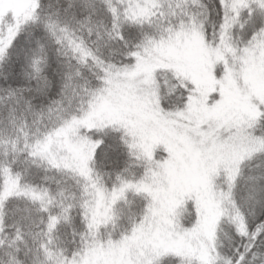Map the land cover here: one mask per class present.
I'll return each mask as SVG.
<instances>
[{"label":"snow or ice","instance_id":"6c2138e0","mask_svg":"<svg viewBox=\"0 0 264 264\" xmlns=\"http://www.w3.org/2000/svg\"><path fill=\"white\" fill-rule=\"evenodd\" d=\"M0 264H264V0H0Z\"/></svg>","mask_w":264,"mask_h":264}]
</instances>
